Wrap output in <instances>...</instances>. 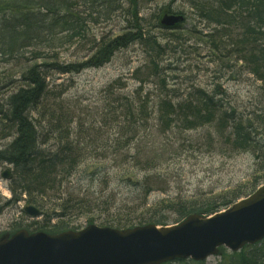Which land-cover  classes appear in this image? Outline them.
I'll use <instances>...</instances> for the list:
<instances>
[{"label":"rangeland","instance_id":"obj_1","mask_svg":"<svg viewBox=\"0 0 264 264\" xmlns=\"http://www.w3.org/2000/svg\"><path fill=\"white\" fill-rule=\"evenodd\" d=\"M190 1L136 0L137 17H134L131 0H121L123 10H119L109 22L89 24L97 39L103 35L137 34L142 29L144 37L152 36L160 43V55L152 50L148 41L137 40V37L100 67L66 74L45 72L48 83L45 103L49 110L59 114L60 122L54 123L49 118L46 121L42 115L35 117L44 125L45 132L52 131L42 137L46 140L42 148L56 151L59 142L54 139L55 130H62L92 161L81 162L71 175L62 172L56 177L55 189L38 197L36 203L28 200L29 195L24 194L21 200L16 197L20 193V179L12 165L0 163V236L19 229L35 232L44 225L58 227L67 224V229L73 230L84 229L90 224L115 227L119 221L151 216L168 219L171 225L180 220V207L175 210L173 202L215 203L223 210L230 207L225 203L235 195L246 197V193L251 194L253 189L264 184V90L261 81L248 73L247 67L223 47L217 48L215 26L202 21ZM165 7L183 12L185 20L180 27L167 30L159 25ZM42 52L48 53L46 49ZM82 53L75 45L65 47L61 49V60L81 62L88 57ZM25 57H31V52ZM153 60L158 64L155 75L151 68ZM17 61L8 62L0 57V109L7 107V98L19 83L26 63L28 67L32 65L31 61ZM141 85L145 89L143 95H149L150 104L154 106L152 117L138 123L139 131L145 129L140 131V136L146 137L145 140L142 137L143 144L168 145V151L172 152L148 170L138 172L141 178L145 173L155 178L149 182V191L136 188L140 186L132 185V180L117 185L112 179L114 175H120L119 169L112 165L113 158L121 151L118 139L133 136L128 132L132 124L123 118V110L114 111L112 108L116 97L113 94L132 99ZM163 91L172 96L173 103L186 100L193 93H222L216 94V99H221L229 112L234 109L237 116L248 124L253 135L251 143L237 147L232 122L219 117L211 123L194 124L192 128L187 127L183 117L159 126V97H165ZM58 105L62 107L58 108ZM55 107L63 109V113H58ZM57 125L60 128H56ZM10 134L0 122V149L13 139ZM7 170L12 172L11 180L2 177ZM103 172L112 181L107 179L103 183ZM89 192L95 195L86 196ZM111 194L114 196L103 203H107V207L97 209V205L106 199L105 195L109 197ZM70 199L89 201L84 207L90 205L92 211L76 206L64 210ZM27 206H35L41 215L32 217L27 214L24 210ZM51 214L56 215L49 218ZM61 214L64 216L58 218L57 215ZM220 253L210 256L204 263L219 264L223 256L232 254L231 251ZM171 264L197 263L184 260Z\"/></svg>","mask_w":264,"mask_h":264},{"label":"trees","instance_id":"obj_2","mask_svg":"<svg viewBox=\"0 0 264 264\" xmlns=\"http://www.w3.org/2000/svg\"><path fill=\"white\" fill-rule=\"evenodd\" d=\"M131 3L132 14L137 17L136 0H131ZM190 4L202 21L215 26L216 34L214 36L216 38H214L215 42H212L217 44V48L218 46L223 47L227 53L235 57L237 62L243 63L247 67L248 73L261 81L260 84L264 90V0H191ZM123 8L121 0H0V57L8 62H18L19 59L32 62L29 67L26 63V69L23 71L19 83L7 98V107L0 109V122L5 128L7 127L11 132L9 136L13 138L5 148L0 149V163L5 162L14 167V173L20 179L21 185L20 193L16 196L19 200L25 194L29 195L30 202L36 203L38 197L55 189V180L58 175H61L62 172L71 175L81 162L84 164L92 161L81 148L77 149L73 145L71 137L65 135V131L62 130H55L57 135L54 139L59 142L56 151L42 148V145L46 144V140H43L42 137L47 135L46 133L51 134L52 131H39V127L43 128L44 125L40 121L38 122L35 117L42 115L46 121L52 119L51 121L54 123L60 122L59 114L52 109L49 110L45 103V100L48 99V83L45 72L55 71L66 74L100 67L111 60L114 53L121 47L127 46L137 37V40L148 41L152 50L156 54H161L160 43L152 36L144 37L142 29L137 34L130 33L121 37L103 35L97 39V35L93 33L89 24L91 22L94 24L109 22ZM163 10L169 13L183 14L182 11H174L170 7H165ZM159 25L164 27L161 23ZM180 26L181 23L164 28L168 30ZM209 35L213 36V33ZM74 45L78 50H82L84 55L88 54V57L82 59L81 62H63L61 49ZM42 49H46L48 53L44 54ZM28 52H31V57H25ZM151 68L155 75L158 72V64L155 60L151 61ZM143 88L141 85L135 93L138 96L136 95L132 99L110 92L116 96L112 102L113 110H123L122 113L125 117H122L129 119L132 124L129 126L128 132L133 135L129 138L122 136L118 139L121 151L113 158L112 165L119 169L120 175H114L112 179L116 181L117 185L134 181L132 185L140 186L136 188H144L149 191V182L155 178L152 179L147 173L143 174L141 178L138 172L142 173L148 170L161 160L166 159L172 152L168 151V145L143 144L146 137L140 136V131L145 129L139 131L138 123L141 120L150 119L154 109V106L150 104L149 95H143L145 90ZM163 94L165 97H159L161 98L158 108L159 126L160 124L165 126L170 120L183 117V122L187 124V127L192 128L194 124L211 123L219 117L220 120L232 122V135L235 136L237 147L247 146L251 143L253 135L248 130V124L237 116L234 109L229 112L226 104L221 99H216V94L222 93L210 95L201 94V92L193 93L188 99L177 103H173V98L169 94L165 92ZM57 107L62 106L58 105ZM57 107L55 110L58 113H63V109ZM56 128H60V126L57 125ZM132 141H134L132 145H127ZM150 153L152 154L150 155ZM121 172L129 177L122 176ZM102 176L103 183L107 179L112 181L106 172H103ZM90 194L95 195V193L89 192L86 193V196ZM246 194L249 195V192ZM113 196L114 194L109 197L105 195L106 199L97 205V209L106 208L107 203H103ZM238 197L239 195H235L225 204H233L240 199ZM66 202L64 210H72L75 206L90 208V205L84 207V204L89 202L87 200L70 199ZM173 203L176 204L175 210L180 207L179 221L192 213L209 215L220 210V206L215 203H206V205L192 201ZM90 209L92 211V208ZM54 215L56 214L48 215V217L52 218ZM57 216L62 218L64 214ZM117 223L119 224H116L115 227L123 229L149 223L167 225L169 222L168 219L151 216L148 218L137 217ZM67 228V224L58 227L44 225L41 230L58 233L67 230ZM262 247H264V241L261 244L247 246L238 253L226 254L227 256H223V261L219 264H264V249ZM221 251L225 252L226 250L221 248ZM195 263L205 264L204 262Z\"/></svg>","mask_w":264,"mask_h":264},{"label":"water","instance_id":"obj_3","mask_svg":"<svg viewBox=\"0 0 264 264\" xmlns=\"http://www.w3.org/2000/svg\"><path fill=\"white\" fill-rule=\"evenodd\" d=\"M183 15L164 12L161 23L173 26ZM10 178L9 171L3 174ZM26 212L38 216L34 206ZM264 238V185L223 212L189 215L176 225L154 224L117 229L91 224L58 234L26 229L0 237V264H162L175 259L196 261L225 246L239 251Z\"/></svg>","mask_w":264,"mask_h":264},{"label":"bare ground","instance_id":"obj_4","mask_svg":"<svg viewBox=\"0 0 264 264\" xmlns=\"http://www.w3.org/2000/svg\"><path fill=\"white\" fill-rule=\"evenodd\" d=\"M199 16V15H198ZM38 124V123H37ZM42 125V124H41ZM39 131H45V128L43 127V128H40L39 127ZM261 244V243H260ZM175 262V261H174ZM170 263H172V262H170Z\"/></svg>","mask_w":264,"mask_h":264}]
</instances>
